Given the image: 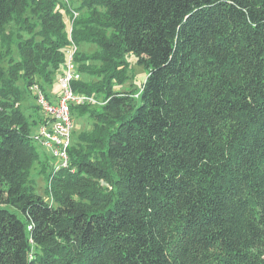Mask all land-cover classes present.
I'll return each instance as SVG.
<instances>
[{
  "label": "trees",
  "instance_id": "16d2710c",
  "mask_svg": "<svg viewBox=\"0 0 264 264\" xmlns=\"http://www.w3.org/2000/svg\"><path fill=\"white\" fill-rule=\"evenodd\" d=\"M29 1L0 0V31ZM35 1L42 41L20 42L17 63L31 88L60 75L70 44L54 4ZM82 2L72 38L148 75L136 96L108 69L102 104L72 108L98 134L76 154L73 134L60 170L107 186L53 204L27 184L42 114L30 124L0 68V264H264V0Z\"/></svg>",
  "mask_w": 264,
  "mask_h": 264
},
{
  "label": "rangeland",
  "instance_id": "374dc122",
  "mask_svg": "<svg viewBox=\"0 0 264 264\" xmlns=\"http://www.w3.org/2000/svg\"><path fill=\"white\" fill-rule=\"evenodd\" d=\"M82 1L42 0V4L49 2L54 4L50 14H61V18L66 25V40L72 41L71 39H73L71 38L73 20L76 19V22H80L91 15L92 10L82 8ZM35 2V0H30L28 7L19 20L10 21L0 31V68L4 74L3 77L10 79L9 76L12 74L11 78L16 88H11L18 91V96L14 98V105L25 112L30 124L37 110L35 95L33 89L27 86L26 74L19 70L17 63L20 60L18 48L20 42L30 38L42 41L41 37L38 36L39 31L42 30V9L36 10L34 7ZM108 32L110 31L108 30ZM72 42L77 47L75 57L83 72L81 88L85 87L89 92L94 93L92 95L96 100L94 104H97L98 107L102 104L104 93L100 92V87L106 82L107 76L111 72L118 76V79L112 83L114 90L131 89L136 92V96H139L148 71L145 66L137 63L136 57L132 54H126L124 63L115 65V63L100 59L99 46L90 38H84L83 34L79 35L78 39H73ZM51 68L50 66L44 70L45 77L43 78L40 74H35L33 82L34 85H38L40 88L43 86L51 94H55L59 88V73L51 74ZM108 69L112 71H107ZM75 111L73 154L83 151L87 143L98 134L94 126L95 121L91 119V111L87 108H76ZM35 130L36 128L33 127V133ZM37 146L38 152H35L27 164L29 175L27 184L44 196L48 202L56 204L65 195H72L78 199V192L87 186H95L100 190L107 186L103 181L67 178L66 171L63 172L57 168L60 165L56 157L52 156L41 145L37 144Z\"/></svg>",
  "mask_w": 264,
  "mask_h": 264
},
{
  "label": "built area",
  "instance_id": "2783aa9c",
  "mask_svg": "<svg viewBox=\"0 0 264 264\" xmlns=\"http://www.w3.org/2000/svg\"><path fill=\"white\" fill-rule=\"evenodd\" d=\"M72 41L66 49L65 62L58 78L59 91L56 100H52L38 85L32 87L36 105L42 114V121L32 137L36 145H41L56 157L60 165L58 169L67 167L69 163L68 150L75 127L72 108L96 103L94 96L77 92L74 88V84L82 79V73L75 57L77 47Z\"/></svg>",
  "mask_w": 264,
  "mask_h": 264
},
{
  "label": "crops",
  "instance_id": "0c3cea01",
  "mask_svg": "<svg viewBox=\"0 0 264 264\" xmlns=\"http://www.w3.org/2000/svg\"><path fill=\"white\" fill-rule=\"evenodd\" d=\"M58 85H59V84H58ZM58 91H59V88H58ZM58 91H57L55 94H51V93L48 91V95L51 97L52 100H56V96H57Z\"/></svg>",
  "mask_w": 264,
  "mask_h": 264
}]
</instances>
